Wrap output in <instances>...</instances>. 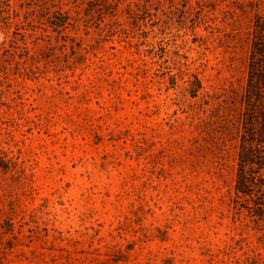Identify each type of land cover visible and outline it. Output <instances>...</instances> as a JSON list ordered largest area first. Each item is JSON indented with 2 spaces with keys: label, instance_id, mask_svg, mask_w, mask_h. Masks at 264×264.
Segmentation results:
<instances>
[{
  "label": "rangeland",
  "instance_id": "374dc122",
  "mask_svg": "<svg viewBox=\"0 0 264 264\" xmlns=\"http://www.w3.org/2000/svg\"><path fill=\"white\" fill-rule=\"evenodd\" d=\"M145 1L100 27L42 22L33 59L4 58L0 264H236L249 245L264 257L233 203L253 16L238 11L233 31L236 0Z\"/></svg>",
  "mask_w": 264,
  "mask_h": 264
},
{
  "label": "trees",
  "instance_id": "16d2710c",
  "mask_svg": "<svg viewBox=\"0 0 264 264\" xmlns=\"http://www.w3.org/2000/svg\"><path fill=\"white\" fill-rule=\"evenodd\" d=\"M236 1V6L225 11L231 15L227 20L232 30H236L239 11L242 15L253 16L255 37L251 46L247 85L241 93L242 111L234 125L238 141V162L233 203L237 214L248 213L250 219L245 227L249 228L253 223L260 234L259 241L264 246V0H249L247 3L245 0ZM123 3H127L125 12L129 16L140 11H150L148 1L145 0H81V3L78 0H0V31L5 35V40L0 43V72L7 71L4 58L12 52H27V56L21 54L24 57L21 59L26 62L33 59L26 36L29 31L37 32L39 25L44 24L42 22L48 23L58 34L69 26L79 28L82 16L97 22L95 24L100 27L102 19L113 14L112 11L118 10ZM71 4H75L74 9H66ZM198 82L199 88H202ZM215 109L220 113L222 103ZM4 162L0 156V167L9 169ZM247 239L243 237L240 243L249 245ZM249 248L244 260L236 264H264L263 255L255 247L249 245Z\"/></svg>",
  "mask_w": 264,
  "mask_h": 264
}]
</instances>
